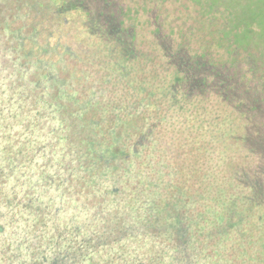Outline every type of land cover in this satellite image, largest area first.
I'll return each mask as SVG.
<instances>
[{
    "label": "trees",
    "instance_id": "16d2710c",
    "mask_svg": "<svg viewBox=\"0 0 264 264\" xmlns=\"http://www.w3.org/2000/svg\"><path fill=\"white\" fill-rule=\"evenodd\" d=\"M89 1L0 0V264H264V167L245 166L264 124L226 77L264 67V10L187 0L194 25L163 14L179 0ZM145 12L169 46L129 37ZM198 38L228 56L217 78Z\"/></svg>",
    "mask_w": 264,
    "mask_h": 264
},
{
    "label": "rangeland",
    "instance_id": "374dc122",
    "mask_svg": "<svg viewBox=\"0 0 264 264\" xmlns=\"http://www.w3.org/2000/svg\"><path fill=\"white\" fill-rule=\"evenodd\" d=\"M245 1L249 3L253 2L257 9L264 10V0H245ZM89 3H91L92 5L97 4L98 0H90ZM120 4L124 7L122 3ZM160 8L163 9V14H168L170 18L178 15L181 16L184 15L185 12L182 11L180 12V14L176 13V9L182 10L188 8L191 12L190 14H186L183 17V21H185L186 23L192 22L194 25H197V23L195 22L198 20V18L195 19L196 17L195 10L198 11V9L197 7L191 5L187 0H179L177 2L167 1L164 4H162ZM197 15L198 17L208 21V23L211 20L214 22V19L216 18L218 20H221L222 18L220 12L203 13L201 11V12H197ZM126 16H127L126 19L132 24V28L135 29L133 32L129 34V37L133 36L134 32H137L138 30V36H137L138 40H141L142 37L144 38L148 37V39H150V37L152 38L155 37V38H159L160 42H162L163 45L165 46H169V42L172 43V41H174V39L176 38L175 36L170 34L169 30H163V32L160 33L159 35H152L155 28V24L152 23L151 25L147 23V21H150L151 16L146 12L141 13V15L139 16L138 20L140 25H138L137 16L135 13H128ZM121 20L122 17L117 19V21H121ZM175 22L178 24L177 20H175ZM158 23H159L158 25H160L161 28H163V26H167V27L170 26L168 23V19L166 17L163 19V21L159 20ZM259 23L264 25V20ZM123 26H127V25L123 24ZM206 35L208 36V31ZM211 36L213 37V33L211 34ZM195 44L196 47L193 48V50H190L189 53L192 56H194L191 58H193V60L197 58L198 60H203V61L206 59L208 61V65L210 66V71H211L210 77L212 76L214 78H217L216 70L221 66L222 59L227 60L228 56L227 55L222 56L221 53L216 55L212 49L210 50L205 49L202 51V48H200L199 46L200 44L199 38L197 39ZM253 47L255 49V51L253 52L256 55H258L257 56L258 61H261V63H263L264 62V29H260L258 27V31L254 37ZM239 54L241 58V56H243V53L239 52ZM244 61L245 62L242 63L244 66L242 67L237 68L236 66L233 65L232 66L233 69H231L227 73L226 77L228 81L232 80L240 83L241 87L243 88V89L241 88L243 92L239 97V103H240L239 107L243 111V113H245L243 116L244 119L248 121H253V120L258 121L259 123L261 122L262 124H264V67L263 66H261L262 68L253 67L246 58H244ZM211 84H216V87L219 85L214 81L211 82ZM216 87L212 88L211 85L207 86L208 89H215ZM238 116L241 117V115ZM259 133L260 135L264 136V128L262 127L259 128ZM245 166H247L248 170H250L252 174L255 175V171H258L259 169H262V167H264V159L263 157L260 158L255 157L254 159L249 161V163L246 162Z\"/></svg>",
    "mask_w": 264,
    "mask_h": 264
}]
</instances>
